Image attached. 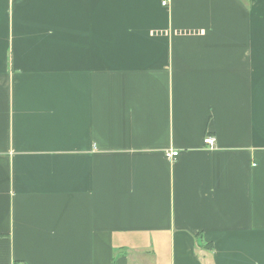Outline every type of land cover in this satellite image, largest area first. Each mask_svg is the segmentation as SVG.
Instances as JSON below:
<instances>
[{"label": "crops", "instance_id": "0c3cea01", "mask_svg": "<svg viewBox=\"0 0 264 264\" xmlns=\"http://www.w3.org/2000/svg\"><path fill=\"white\" fill-rule=\"evenodd\" d=\"M162 1L0 0V264H264V0Z\"/></svg>", "mask_w": 264, "mask_h": 264}, {"label": "built area", "instance_id": "2783aa9c", "mask_svg": "<svg viewBox=\"0 0 264 264\" xmlns=\"http://www.w3.org/2000/svg\"><path fill=\"white\" fill-rule=\"evenodd\" d=\"M168 1H169V0H163V1H162V4H163L164 6H167V5L169 4ZM213 141H214V139H213L212 137H207V138L205 139V142H206V143H209V144H213ZM168 155H169V156H175V155H178V151H172V152L169 153Z\"/></svg>", "mask_w": 264, "mask_h": 264}, {"label": "trees", "instance_id": "16d2710c", "mask_svg": "<svg viewBox=\"0 0 264 264\" xmlns=\"http://www.w3.org/2000/svg\"><path fill=\"white\" fill-rule=\"evenodd\" d=\"M207 245H208V247H211V246H210L211 244H207Z\"/></svg>", "mask_w": 264, "mask_h": 264}]
</instances>
